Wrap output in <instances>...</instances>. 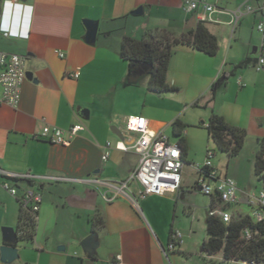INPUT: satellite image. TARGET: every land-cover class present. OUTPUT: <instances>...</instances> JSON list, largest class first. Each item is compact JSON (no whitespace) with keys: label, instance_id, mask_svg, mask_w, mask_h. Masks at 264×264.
Returning a JSON list of instances; mask_svg holds the SVG:
<instances>
[{"label":"crops","instance_id":"crops-1","mask_svg":"<svg viewBox=\"0 0 264 264\" xmlns=\"http://www.w3.org/2000/svg\"><path fill=\"white\" fill-rule=\"evenodd\" d=\"M5 1L0 0V51L25 57V73L31 78L22 84L17 108L0 105V171L36 179L0 176V248L3 228H13L19 237L20 209L1 182L14 185L17 196L29 188L42 196L33 239L20 240L19 260L11 264H86L88 256L80 243L94 231L90 220L96 215L102 217L103 228L95 230L99 247L94 264H187L179 255L187 254L182 249L184 236L175 252H167V246L170 232L180 231L176 222L192 216L196 207L191 201L200 193L194 165L200 164L190 165L193 183H182V173L188 154H195L197 147L207 151L212 143L203 128L211 113L246 132L242 151L248 166L245 175L234 177L237 201L226 210L233 216L250 214L246 202L263 186L254 175V162L264 139V73L252 67L260 42L257 33L247 30L252 25L253 31L259 16L243 12L230 26L228 0H219L221 10L214 19L220 23L206 24L218 42V53L209 57L178 46L167 71V82L177 91L157 94L148 90L146 78L135 85L125 83L122 39H142L147 32H166L179 39L191 32L199 20L184 11L182 0ZM254 2L256 7L264 5V0ZM140 7L142 15L131 14ZM86 20L98 22L92 44L86 42ZM246 59L251 60L249 65L234 70ZM231 73L210 101L213 83ZM82 110L88 117L80 115ZM132 116L145 118L150 131L167 137L174 136V122L185 127L181 185L176 192L140 199L139 186L131 182L122 195L107 201L113 192L102 184L125 182L139 162L131 149L138 135L125 131V121ZM44 126L83 130L62 146L34 138ZM117 143L127 150L116 149ZM216 160L213 166L218 171ZM228 174L229 170L223 176ZM0 264H5L1 258Z\"/></svg>","mask_w":264,"mask_h":264},{"label":"built area","instance_id":"built-area-1","mask_svg":"<svg viewBox=\"0 0 264 264\" xmlns=\"http://www.w3.org/2000/svg\"><path fill=\"white\" fill-rule=\"evenodd\" d=\"M11 3L7 0L4 3ZM183 9L186 13H194L199 22L204 24L220 23L214 19V14L220 12L219 0H182ZM255 14L260 17L255 26V31L259 36L260 54L252 64L254 71L264 73V5H259L255 9H238L236 12H226L230 17V26H235L239 18L243 15ZM59 57H63L59 54ZM25 57L8 54L0 51V105L10 108H17L21 87L25 81ZM77 79L78 73L72 74ZM81 126H72L64 132L58 128L44 126L34 137L48 140L53 144L62 146L68 145L78 132L82 131ZM125 131L128 134H137L138 138L132 145V150L139 156L136 168L130 173L129 178L118 185L113 183H103L106 188L113 192L111 201L124 193L131 182L139 186L138 196L144 199L149 195H164L179 190L181 185V171L183 167L182 146L179 143H171L167 136L161 133L150 131L147 127V120L140 116H132L125 121ZM109 146V144H107ZM116 149L126 151L123 143H117ZM108 157L107 152L103 154L102 161ZM214 153L211 149L206 151V158L203 164L194 165L197 174L196 188L199 192L209 198H217L219 204L210 211V215L217 217L227 225L234 217L226 210L227 206L236 203V184L227 177H221L213 166ZM0 176L14 181H33L36 177L31 175H14L0 171ZM63 180V179H58ZM2 188L10 196L17 198L21 210L28 212L37 219L42 196L39 192L29 188L17 196V189L6 180L1 182ZM246 206L250 209V214L245 215L251 218L253 223H264V184L257 195L251 196ZM251 234L245 232L244 239L249 240ZM171 243H168L167 252H175L183 243V234L180 231H173Z\"/></svg>","mask_w":264,"mask_h":264},{"label":"trees","instance_id":"trees-1","mask_svg":"<svg viewBox=\"0 0 264 264\" xmlns=\"http://www.w3.org/2000/svg\"><path fill=\"white\" fill-rule=\"evenodd\" d=\"M178 46L190 47L206 56L214 57L218 53V42L211 35L206 24L199 22L194 30L176 39L166 32H147L142 39L124 36L121 43L120 57L127 63L125 83L135 85L142 79H147L148 90L157 93H173L177 89L167 82L168 64ZM251 63L244 60L234 70ZM141 65L151 67L142 75H138ZM223 74L210 89V101L222 89L228 76ZM215 149L227 156L228 159L240 154L243 149L246 132L230 126L223 117L211 113L208 123L203 127ZM173 135L181 145L182 133L185 127L179 123L172 124ZM260 151L254 162V175L264 184V139L260 140ZM215 156V155H214ZM219 204V200L210 198L209 210L205 220L206 239L203 241L200 252L205 256L203 264H214L212 258L221 255L222 263L236 262L247 264H264V223H253L249 216L234 217L225 225L219 218L211 216L210 211ZM92 229L103 228V219L96 215L91 220ZM36 221L28 212L19 209L18 233L20 240L32 241ZM249 231L251 238L244 239L245 232ZM172 231L170 232V236ZM171 243V239H169Z\"/></svg>","mask_w":264,"mask_h":264},{"label":"rangeland","instance_id":"rangeland-1","mask_svg":"<svg viewBox=\"0 0 264 264\" xmlns=\"http://www.w3.org/2000/svg\"><path fill=\"white\" fill-rule=\"evenodd\" d=\"M228 11L229 12H236L238 9L244 10L246 8H256V4L254 0H228ZM257 21H255L253 25H248L247 30L248 33L255 31ZM231 30V28H229ZM249 34V35H250ZM245 53V52H244ZM205 130V129H204ZM206 131V130H205ZM170 142L175 143L177 138H174L170 133L168 135ZM208 149H211L215 155L212 162L219 160V170L218 174L221 177L229 170V174L227 178L232 179L235 182V176L245 175L246 168L248 166V156L247 153L243 151L234 158L228 159L225 154L218 152L214 145L211 143L208 146ZM195 154H188L187 156V165L184 166L183 173H182V183H193V179L195 177L193 173V169L190 165L192 164H202L206 158V150H202V148L197 147ZM191 201L196 205V207L192 210V216L185 217L184 219L181 218V221L176 222L175 229L181 231L184 236V245L182 249L187 251V254H179L187 264H203L205 256L200 252L201 245L203 241L206 239V228H205V220L207 216V212L209 210V198L200 194L196 193L194 197L191 198ZM212 262L214 264H227L222 263L220 256H215L212 258ZM232 264H243L241 262H236Z\"/></svg>","mask_w":264,"mask_h":264},{"label":"water","instance_id":"water-1","mask_svg":"<svg viewBox=\"0 0 264 264\" xmlns=\"http://www.w3.org/2000/svg\"><path fill=\"white\" fill-rule=\"evenodd\" d=\"M25 2L26 0H21ZM142 8H138L133 11L131 14L135 16L142 15ZM84 27L86 29V42L94 43L96 40L97 32H98V22L86 20L84 21ZM151 66L150 65H141L140 70L138 71V75H142L146 72ZM25 78L30 79L31 76L28 73H25ZM80 115L84 117H88V111L82 110ZM113 131V130H112ZM3 243L4 245L0 248V258L5 264H11L13 261L19 260V254L17 245L20 242L19 237L17 236L16 231L13 228H3ZM81 250L84 255L88 256V260L86 264H94V255L96 254V250L99 247L98 235L95 231L91 232L85 239H83L80 243ZM247 264V263H245Z\"/></svg>","mask_w":264,"mask_h":264}]
</instances>
